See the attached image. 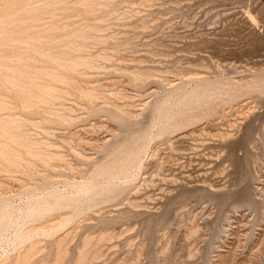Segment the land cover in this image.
Masks as SVG:
<instances>
[{
    "label": "rangeland",
    "instance_id": "374dc122",
    "mask_svg": "<svg viewBox=\"0 0 264 264\" xmlns=\"http://www.w3.org/2000/svg\"><path fill=\"white\" fill-rule=\"evenodd\" d=\"M21 263L264 264V0H0Z\"/></svg>",
    "mask_w": 264,
    "mask_h": 264
},
{
    "label": "bare ground",
    "instance_id": "6f19581e",
    "mask_svg": "<svg viewBox=\"0 0 264 264\" xmlns=\"http://www.w3.org/2000/svg\"><path fill=\"white\" fill-rule=\"evenodd\" d=\"M17 41H19V40H17ZM21 43V42H20ZM43 44V43H42ZM48 44V43H47ZM46 45V44H45ZM33 47H35V46H33ZM39 47V46H38ZM36 48V47H35ZM40 48V47H39ZM70 49V48H69ZM63 52V51H62ZM66 52V51H65ZM51 53H53V52H51ZM60 53V52H59ZM64 54V53H63ZM59 55V54H58ZM62 55V54H61ZM36 56V55H35ZM54 56V55H53ZM52 56V57H53ZM57 58H59V57H57ZM10 60V59H9ZM12 60V59H11ZM78 61V60H77ZM72 62V61H71ZM76 64V63H75ZM78 65H80V61H79V64L77 63V66ZM51 69V68H50ZM15 70V69H14ZM43 70H45V69H43ZM7 71H9V70H7ZM46 71V70H45ZM11 72V71H10ZM14 72V71H13ZM12 73V72H11ZM17 73V72H16ZM25 74V73H24ZM15 75V74H14ZM20 75H23V73L22 74H20ZM55 75V74H54ZM30 76V75H29ZM137 76V75H136ZM23 77H25V75L23 76ZM71 77V76H70ZM134 77H135V74H134ZM138 77V76H137ZM137 77H135V78H137ZM27 78V77H26ZM52 79H54V77L52 78ZM57 79V78H56ZM65 79V78H64ZM71 80V79H70ZM73 80V79H72ZM51 81V80H50ZM61 82H63V81H61ZM74 82V81H73ZM26 83V82H25ZM58 83V82H57ZM64 83H67V82H65L64 81ZM23 84V83H22ZM70 85V84H69ZM46 86V85H45ZM75 86V85H74ZM77 86H78V84H77ZM65 87V86H64ZM71 87H72V85H71ZM74 88V87H73ZM33 90V89H32ZM65 92L67 91L68 92V90H64ZM80 92V91H79ZM35 93V92H34ZM33 93V94H34ZM18 94V93H17ZM22 94V93H21ZM45 94V93H44ZM83 94V93H82ZM35 95V94H34ZM46 95V94H45ZM57 96V95H56ZM94 96V95H93ZM38 97V96H37ZM30 98V97H29ZM54 98H56L55 96H54ZM24 99V98H23ZM34 99H35V97H34ZM57 99V98H56ZM42 101V100H41ZM43 102H45V101H43ZM42 102V103H43ZM6 106V105H5ZM5 122H6V120H5ZM8 122V121H7ZM2 125V124H1ZM11 125V124H10ZM3 127V126H2ZM5 149V148H4ZM10 151V150H9ZM5 152V151H4ZM11 152H13V151H11ZM38 153V152H37ZM2 154V153H1ZM6 154H8V153H6ZM13 154H15V153H13ZM9 156V155H8ZM11 156V155H10ZM17 156V155H16ZM14 157V156H13ZM18 157V156H17ZM46 157V156H45ZM44 157V158H45ZM18 159V158H17ZM49 162V161H48ZM47 164V163H46ZM83 255V254H82ZM85 255V254H84ZM83 255V256H84ZM82 257V256H81ZM23 259V258H22ZM86 259V258H85ZM27 260V259H26ZM80 260V259H79ZM23 261V260H22ZM21 261V262H22ZM84 261V260H83ZM24 262V261H23ZM84 263V262H83ZM22 264V263H21Z\"/></svg>",
    "mask_w": 264,
    "mask_h": 264
}]
</instances>
